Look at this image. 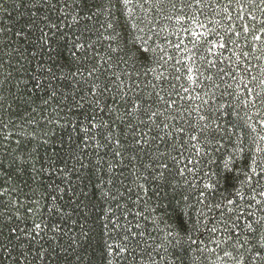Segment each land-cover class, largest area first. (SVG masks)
Returning a JSON list of instances; mask_svg holds the SVG:
<instances>
[{"label":"snow or ice","instance_id":"obj_1","mask_svg":"<svg viewBox=\"0 0 264 264\" xmlns=\"http://www.w3.org/2000/svg\"><path fill=\"white\" fill-rule=\"evenodd\" d=\"M233 2H235L236 8L239 9L236 18L241 21L245 19L249 21L240 25L241 31H235V25L226 27V32L232 33L236 39H232L231 37L225 39L216 28H206L204 23L196 19L197 16L204 14L205 9L215 7L225 14V20L231 24L233 20L231 15ZM221 3L222 0L220 3L217 0H103L102 3L100 0H62L59 9L50 3V0H33L31 4V7L37 11L43 8H49L53 11L65 13L64 19L57 17L58 23H49L48 26L51 29L62 26L64 20L67 19V11L74 9L76 12L72 16L74 23H79L82 18L81 13L86 16L87 20H92L93 17L99 15H106L109 19L106 24H101V28L105 31L112 30L115 33V35L104 37V39L109 41L117 42L116 48H113L111 43L108 45L110 52L116 54L115 62L113 61L112 55H108L105 58L100 57L99 53H95L93 57H89L86 46L80 43L79 37H76L72 48L85 49V52L83 58H80L77 56L76 51H72L71 55L77 61V64L75 70L69 69L67 73L63 72L65 65L59 63L60 52L51 46L52 41L47 38V34L43 33L42 29V35L40 37V40L43 41L41 49L44 47L48 48L46 59L52 62L51 66L47 67V72L51 79H59L66 82V87H71L73 82H75L76 88L81 92L79 99H77L76 91H73L71 94V99L75 101L74 106L79 110L77 116L82 117V120L74 125L73 130L84 134L80 138L84 148L88 147V141H93L95 142L97 150L104 149L103 155L97 151L95 161H89L87 164L79 163L77 169V171L82 169L87 170L83 174V179L89 183L95 177L98 182L93 183L92 186L94 190L100 191L101 197L113 201L117 200V196L119 195L118 188L116 189L117 195H113L111 190H104L100 187L102 184L115 186L117 177L110 176L105 180L102 175L97 174L112 173L115 168L122 166L118 173L122 177L123 169L128 167V165L123 163L125 160L131 165L133 170L132 174L137 179L142 178L147 182L149 177H151L153 182L159 181L160 184L168 186L170 183L168 176L171 175V170L169 165L162 159L165 153L159 152L158 150L149 153L145 151L144 146L150 145L151 141L157 138L160 142H165L166 138L175 139L173 129L177 136H182L185 133V128L176 127L178 121H183L185 124L191 122V134L188 136V142H195L191 145L192 148L195 150L197 156L203 155L208 157L207 163L209 165L217 163L214 157L225 148V140L231 145V151L227 157L220 161L223 171L222 177L218 172L206 173L205 175L209 178L203 184L202 190L199 191L197 198V204L204 205V207L208 208L209 212L212 208L219 210L218 215L220 219L210 229V233L212 236H215L222 229V237L210 241L215 244L214 248L209 249L207 246L192 248V245H203L204 243L202 240L193 241L190 235L192 231L199 229L201 223L200 218L202 216L207 219L205 213L200 208H197L195 218L189 216L187 221H182L179 225L173 226L172 230L165 234L161 244L157 246L164 250L165 256L162 259L165 260V264H167L166 257L169 255L175 257L178 264H185L186 258H190L192 264H201L202 258L206 261L208 256L211 255H215L214 264H264V118L251 122L252 116L246 114L247 127L255 133V137L250 138V144H245L242 135L237 136L235 141H233L229 132L235 131L240 125L234 121H230L228 122L229 127L226 124L218 122L231 114V105L225 103L217 105L212 103V101L217 100L215 90L220 85L213 82L212 75L204 76V72L201 71L202 65L199 63L200 61L206 60V56L200 53L199 50L202 39L204 44L209 45L206 48V52L212 53L214 49L228 50L229 43L239 48L240 44L238 40L243 36L244 43L250 46V51L241 49L239 54L233 52V55L236 57L233 71L240 72V64H244V72H250L254 67H259L258 65H253L251 60L253 59L252 54L257 52L260 55L254 57L256 60L259 61L264 58V0H227V3L223 4L222 7ZM146 5L148 7H145ZM16 6L19 7L20 4ZM137 8L143 12L141 23L146 22V27L149 24L152 26L149 28V32L152 35H149L147 39L139 36L131 37L133 46L141 53H148L150 51L149 47L144 46L147 44V40H151L153 36H159V32L154 31L156 24L153 23V18L149 16L150 12H155L156 17H160L165 8H169L173 13L184 14H177L175 16L169 14L163 17L164 19L172 20L174 18L177 23L190 20L195 25L194 28L181 27L178 32L173 33L177 35L184 33L191 37L189 41L192 44L191 49L182 47L183 39L179 43L172 44L171 41H167V43L170 47L186 53V56L182 59L185 61L183 67L186 69L185 79L189 87H184L181 84L180 88L184 95H181L180 92H175V95L179 100L185 102L199 101V103H192L189 104L188 108L181 109L177 105L176 100L171 99L176 85L172 84L170 82L171 78L167 77L163 72L155 75V80L160 82L159 91L156 90L157 84H151L152 92L141 96V86L138 83L140 74L136 73L134 78L132 73L127 72L124 68H120L121 63L125 65L128 63L127 60L119 55V53L124 51V47L127 46L128 41L117 40L119 33L116 32L117 25L113 21L120 20V16L116 15V12L119 11L127 21L126 30L131 35V31L137 30L138 28L136 19H133L136 15ZM4 11H7V9H4ZM189 12L191 15L187 14ZM257 12L259 16H257ZM32 15L35 16L36 13L33 12ZM42 19L47 21L49 17L44 16ZM215 23L221 25L220 21H216ZM197 29H203V31H198ZM85 30H89L86 25ZM8 31H11V29L0 27V33H6ZM139 31H144V29H139ZM213 34L215 38L208 40L207 37ZM15 35L20 36L21 32L17 31ZM249 36H251L250 41L248 40ZM121 44L124 47H121ZM9 47V44L4 45L5 49ZM88 47H91V45ZM157 50L162 53L159 55L157 63L162 61L163 64L167 65L169 61L173 60V57L165 52L159 44L156 45V48L151 49L153 53L157 52ZM5 55L9 57L8 61L3 60ZM31 55L35 58L37 53L33 51ZM241 56L244 58L243 60ZM20 58V54H17V63H19ZM96 58H99L108 65V77L103 84L96 83L100 79V75H104L101 72L100 64L91 62ZM11 60L12 54L0 49V69L5 67V63H7L9 68H12ZM84 62H88L87 67ZM181 63L182 61H176L177 65ZM207 65L208 69L206 70H210L216 67V62L214 60H207ZM38 67L43 68L44 65L41 64ZM21 69L28 71L23 65L20 68H13V71L19 72ZM260 71L264 74V68L260 69ZM57 72L60 73L59 76H57ZM149 72L156 73V69L148 68L144 75L147 76ZM176 72L180 73L181 68L176 67ZM217 75L220 76L222 81L225 76H230L234 81L236 80L232 72H226L223 68L218 70ZM78 77H84V79H77ZM11 78L12 72H8L0 80V215L12 209L18 212L19 207H23L19 200L11 198L19 190L16 181L26 185V181L23 179L24 176L31 172L33 177H35L37 173L33 156L36 149L29 148L28 144L25 143V139L28 137L31 140L38 139L36 132H25L24 124L18 126L20 129L19 132L12 130L17 127L14 124L13 104H16V107L19 108L20 105L16 102L21 100L22 97H13L11 95V89L6 88ZM125 78L129 81L128 83L125 82ZM201 78L209 83L204 84ZM32 79L35 80L36 77L32 76ZM174 79L180 81L181 76L177 75ZM257 80L258 77L256 75H251L250 79L245 81L244 76L241 75L240 83L243 84V88L241 89L239 83L236 85V88L238 93L246 92V97L241 103L245 107L250 104L256 114L259 115L261 110L264 109V79H259L258 84H255ZM165 81L169 82V88L172 91L164 88ZM81 84H87V89L80 88ZM40 86V83L35 85L36 88ZM49 87L51 88L52 86L49 85ZM232 87V84H228L227 88L220 93V98L225 96L232 97L233 93L228 91ZM190 88L192 90L199 88L200 91L193 96L190 93ZM85 91L87 93L86 95L84 94ZM200 92H203V96L200 95ZM57 95V91L52 89L48 99L42 101L45 108L50 100L57 98ZM153 96L155 99H153ZM62 98L67 101L69 96L64 95ZM233 98L239 99V95L237 94ZM23 102L25 104L28 103L27 100ZM85 105H87V110L85 109ZM113 105L122 106L123 112L121 113L120 107H113ZM154 105L156 106L155 108ZM161 105L163 107H160ZM105 109L108 110L109 118L105 119L103 115L98 118L97 113H104ZM169 109H174V113L169 112ZM35 111L36 109L33 108L32 112L25 113L28 117L24 122L25 124L39 126L38 121L32 114ZM113 116L115 117L114 119ZM141 117H144V119H141ZM41 120L47 124L53 123L47 116H41ZM134 121L136 122L135 124L133 123ZM258 126L260 131L257 130ZM143 127H147L148 131H143ZM125 128L132 137L131 143L122 142L119 138V132ZM153 129L158 130L157 135L150 137L149 133ZM14 137L18 138L14 139ZM71 139L72 137L69 136V140ZM125 140H127V136ZM42 142L47 143L48 141L43 140ZM13 143L15 147H11ZM76 147L79 148L80 144H77ZM171 147L173 150L177 148L181 149L179 155L183 156L182 149L184 144L182 142L177 141ZM110 149L112 161L118 160L119 165L105 161L104 156L109 154ZM141 153L144 155L142 156ZM145 156L147 157V162H144ZM244 157H247V165L243 168H237V159ZM170 158L173 161L176 160L174 156H170ZM72 159L83 161L84 155L82 153L73 155ZM187 163L193 165V167L186 165L184 168L178 170V175L184 176L186 171L194 174L199 172L198 167H196L200 163L199 159L193 161L189 158ZM103 164H106L107 167H102L101 165ZM138 169H143V172L139 175H137L136 171ZM144 173H148V175H144ZM241 176L243 179H240ZM211 177L218 178L213 180ZM221 178L226 185L231 183V192L228 196L223 197V203L210 205L206 203L208 195L214 196L216 194L220 187ZM77 179H81V177L78 176ZM120 183H123V180ZM185 183L187 184L188 181L185 180ZM137 186L143 192H148L144 184ZM157 186L160 187L159 184ZM177 187V184H171L173 193L176 192ZM155 194L157 196L168 195L167 192H164L163 188H160V191ZM83 195L85 198H88L89 193L84 192ZM183 199L187 201L189 197L184 195ZM34 203L38 205L39 202L34 201ZM117 206L119 207V205ZM189 207L192 206L189 205ZM33 211L31 207L27 209L29 213ZM108 211L111 212L112 209L109 208ZM258 213L260 214L258 215ZM7 218L11 219V216ZM102 219L106 221L102 225L105 239L102 244L97 246L100 249L98 261L94 259L97 255L95 249L89 254L88 249L93 248L92 244L88 243L87 247L85 246V243L90 241V233L92 232L91 227L87 226V218L85 217V224L81 226L79 238L74 236L69 245L61 249L64 253L63 260L65 264H86V262L87 264H114L115 261H119L120 264H137L136 247H139V242L136 240V237L143 236L144 233L131 232L126 225H122L119 222L118 218L102 217ZM34 227L37 230V234H39L41 225L35 224ZM136 227L139 228L140 225L137 224ZM56 230L60 231L58 226H56ZM11 231L15 232L16 229H12ZM0 247H3L4 251L8 252L7 247L3 245H0ZM193 252H197L199 255H192ZM40 255L41 257L44 255L43 249H41ZM142 259L143 254L141 253V264Z\"/></svg>","mask_w":264,"mask_h":264},{"label":"trees","instance_id":"obj_2","mask_svg":"<svg viewBox=\"0 0 264 264\" xmlns=\"http://www.w3.org/2000/svg\"><path fill=\"white\" fill-rule=\"evenodd\" d=\"M102 3L103 0H100ZM218 3L221 0H217ZM33 0H0V27L11 29L6 33H0V49L12 54L11 63L12 68L7 66L0 69V80L7 75L8 72H12V78L10 83L6 85V88L11 89V95L13 97H22L16 103L20 105L19 108L16 104H13V115L15 116L14 124L17 127L12 130L19 132V125L24 124L25 132H36L38 139L31 140L30 137L25 139V143L28 144L29 148H35L36 151L33 153L34 163L37 169L35 177L31 172L24 176L25 184H21L16 181L18 186V192L12 196V199L19 200L23 207H19L18 212L12 209L9 212L0 215V245L7 247L8 252L4 251L3 247H0V264H65L63 260L64 253L61 251L62 248L67 247L71 242V239L75 236L79 238V233L81 231V226L85 224V217L87 218V226H90L92 232L90 233V241L85 243L87 247L88 243H91L93 248L88 249L89 254L92 253L93 249L96 250L97 255L94 257L98 261V253L100 249L97 247L102 244L105 236L103 234L102 225L106 218H118L122 225H126L131 232H143V236H137L136 240L139 242V247H136V257L137 264H141V253L143 254L142 264H165V260L162 257L165 256L163 248H158L157 246L161 244L164 240L166 233L172 230L173 226L179 225L182 221H187L189 216L195 218L196 209L200 208L207 219L203 216L200 218L201 223L197 231H192L190 233L193 241L202 240L203 245H192L195 249L198 246L211 249L215 247V244L210 242L211 240L219 239L223 235V230L221 229L215 236H212L210 229L219 221L220 217L218 215L219 210L212 208L209 212L208 208L204 205L197 204V198L199 191L202 190L203 184L207 182L208 178L205 174L210 172H218L223 175L222 164L220 161L225 159L229 152L231 151V145L225 140V148L221 150V153L216 154L214 157L217 163L209 165L207 163L208 157L197 156L195 150L192 148V144L195 142H188V136L191 134L190 123L185 124L183 121H178L176 127H184L185 133L182 136H177L175 130L173 129V138H166L165 142H160L157 138L151 141L150 145H145L146 152L159 151L165 153L162 157L164 162L169 165L171 170V175L168 176L169 185L165 186L160 184L159 181L153 182L151 177L146 182L144 179H137L136 176L132 174L131 165L125 160L123 163L128 165L127 168L123 169V176L120 177L118 173L122 166H119L113 170L112 173L100 174L103 179H108L110 176H116L117 182L115 186L102 184L100 187L104 190H111L113 195H117L116 189H119V195L117 200L104 199L100 195L99 190H94L92 184L98 181L93 178V181L89 183L87 180L83 179V174L87 171L82 169L77 171L79 163L87 164L89 161H95L97 156V151L100 154H104V149L97 150L95 147V142L88 141V147L84 148L81 143V137L84 135L78 131H74V125L82 120V117H78V109L75 108V101L71 99V94L76 91L77 99L81 92L76 88L75 82L71 87H66L64 81L62 80H52L49 73L47 72V67L51 66L52 62L46 59V54L48 51L47 47L41 49L43 41L40 40L43 33L47 34V38L52 41V47L60 52L59 63L65 65L63 72H69V69L75 70L77 61L73 59L71 53L76 51L77 56L83 58L85 49H73L72 45L76 41V37L80 38V43L86 46V51L89 57H93L95 53H99L100 57H107L108 55L113 56V61L116 60V54L111 53L108 49V45L111 43L113 48L117 47L116 41H109L104 39V37L109 35H115L112 30L105 31L101 28V24H106L109 17L106 15H99L93 17L92 20H87L86 16L81 13V19L79 23H74L72 16L76 14L74 9H69L67 11V19L64 20L62 26H58L56 29H51L48 25L49 23H58L57 17L64 19L65 13L59 11H53L49 8H43L37 11L35 8L31 7ZM50 3L54 4L57 9L61 6L62 0H50ZM227 0H222L221 7L226 4ZM20 4L19 7L16 5ZM145 7H148L146 5ZM7 9V11H4ZM187 11V10H186ZM35 12L36 15L33 16L32 13ZM239 9L236 8L235 2L232 4L231 15L233 20L231 24L225 20V14L215 7L211 9H205L203 15H199L196 19L200 20L205 24L206 28H216L220 35L224 36L225 39L231 37L236 39L232 33L226 32V27L235 25V31H241L240 25L247 21H241L237 19V13ZM177 15L184 13H173L169 8H165L164 12L161 13L160 17H156L155 12H150L149 16L153 18V23L156 24V29L154 31L159 32V36H153L151 40H147L145 47H149L150 51L148 53H141L133 46L131 42L132 36H139L147 39L149 35V28L152 26L149 24L146 27V22L141 23L143 19V12L137 8L136 15L133 19H136L138 28L137 30L129 31L126 30L127 21L124 19L123 15L119 11L116 12L117 16H120L119 21H113L117 27L116 32L119 33L117 40L128 41L127 46L124 47V51L119 53L125 60L128 61L127 65L121 63L120 68L126 69L127 72L132 73L135 78L136 73H139L138 83L140 84L141 96L152 92L151 84H157V91H159L160 82L155 80V75L163 72L167 77H170V82L176 85L175 90L171 99L176 100L177 105L181 108H188L189 104L199 103L195 102H185L179 100L175 95V92H180L181 95L184 93L181 91L180 85L184 87H189L188 82L185 79L186 69L183 67V57L186 53L183 51H178L170 47L167 41H171L172 44L179 43L183 39L182 47L192 48V44L189 42L191 37L184 33L173 34L178 32L181 27L194 28L195 25L191 23L190 20H184L180 23L173 18L172 20L164 19L163 17L167 15ZM191 15V13H187ZM259 16V13H256ZM48 16L49 20H44L42 17ZM206 17V18H205ZM220 21L221 25H217L215 22ZM85 25L87 29L85 30ZM139 29H144V31H139ZM198 31H203V29H197ZM17 31L21 32L20 36H16ZM214 34L207 37L208 40L214 39ZM251 40V36L248 37ZM240 47L237 48L233 44H228V50L214 49L212 53H207L206 48L209 45L203 43V39L199 46L200 53L206 56V60L200 61L201 71L204 72V76L212 75L213 82L219 84L220 87L215 90L217 100L212 101L213 104H230V115L225 117L223 120L218 121L219 123L228 125V122L234 121L240 125L235 131H230L229 135L232 140L235 141L237 136H243L245 144H250V138L255 137V133L247 127L246 114L252 116V121L255 122L258 119L264 118V109L261 110L260 114L257 115L255 110L249 104L247 107L244 106L241 101L246 97V92H239L236 85L239 83L241 89L243 84L240 83V76L243 75L245 81L250 79L251 75H256L258 80L255 84H258L259 79H264V74L261 73L260 69L264 68V58L261 60H256L254 57L260 55L259 52L253 53V59L251 63L253 65H258L259 67H254L250 72H244V64H240V72L233 71V66L236 63V57L233 52L237 54L240 50L250 51V46L244 43V38L241 36L238 40ZM9 44L10 47L5 49L4 45ZM159 44L165 52L173 57V60L169 61L167 65L163 64L162 61L157 63L159 55L162 53L157 50L153 53L151 49L156 48ZM91 45V47H88ZM35 51L37 56L32 57V52ZM17 54H20L19 63H17ZM9 57L5 55L3 57L4 61H8ZM241 59L244 58L241 56ZM207 60H214L216 62V67L208 69ZM29 61H31L29 63ZM176 61H182L181 64L177 65ZM92 63H99L101 72L104 75H100V79L96 81L97 84H103L106 82L108 77L109 69L108 65L104 61L96 58L91 61ZM43 64L44 67L40 68L39 65ZM85 66H88V62H84ZM23 65L28 71L21 69L19 72L13 71V68H20ZM176 67L181 68V72H176ZM148 68H155L156 73L149 72L147 76L144 75ZM223 68L226 72H232V75L236 77L234 81L230 76H225L223 81L220 76L217 75L218 70ZM54 71H56L54 69ZM119 71V69H117ZM60 73L57 72V76ZM180 75V81L174 79L175 76ZM32 76L36 79L33 80ZM77 79L83 80L84 77H78ZM203 80V78H201ZM125 82L129 81L125 78ZM151 82V83H150ZM40 83V87L36 88L35 85ZM204 84L209 82L203 80ZM228 84H232L233 87L228 89V91L233 93L232 97L225 96L220 98V93L225 90ZM49 85L52 87L50 88ZM147 86V87H145ZM164 88L168 91H172L169 88V82L165 81ZM254 86V85H252ZM87 84H81L80 88L87 89ZM52 89H55L58 93L57 98L50 100L49 104L45 108L42 101L48 99L49 93ZM207 90V89H205ZM200 89L196 88L192 90L190 88L191 95L195 96ZM7 94V93H6ZM87 94L86 91L84 93ZM164 94V93H162ZM239 95V99L233 97ZM67 95L69 99L67 101L63 100L62 96ZM203 96V92H200ZM168 99L167 96H165ZM153 99L155 97L153 96ZM27 100L28 103L25 104L23 101ZM11 102V101H9ZM113 107H120L121 113L123 112V107L119 105H113ZM156 106L154 105V108ZM160 107H163L161 105ZM35 108L36 111L33 114L38 121L39 126L27 125L25 120L28 117L25 115L26 112H32ZM87 110V105H85ZM169 112L174 113V109H169ZM101 115L105 119L109 118L108 110L105 109L104 113H97L99 118ZM41 116H47L53 121L51 124H47L41 120ZM115 117L113 116V119ZM144 119V117H141ZM58 121V123H57ZM136 123L135 121L133 122ZM143 131L147 132V127H143ZM257 130L260 131L259 126ZM158 130L153 129L149 136H156ZM47 133V135H45ZM162 134V133H161ZM91 135V134H90ZM69 136L72 137L69 140ZM127 136V140L125 137ZM18 138V137H14ZM119 138L122 142L131 143V135L125 128L119 132ZM219 138V136H218ZM43 140H47V143H43ZM177 141L182 142L184 147L182 149L183 156L179 155L181 149L177 148L173 150L171 145ZM80 144L77 148L76 145ZM11 147H15L13 143ZM109 154L104 156L105 161L112 162L119 165V161H112V157ZM83 154V161H76L72 159L73 155ZM176 157L173 161L170 156ZM143 156L144 154L141 153ZM191 158L193 161L197 159L200 160L198 167L199 172L194 174L192 172H185L184 176L178 175V170L184 168L186 165L188 167H193V165L188 164V159ZM144 162H147V157H144ZM247 157L237 159L236 167L243 168L247 165ZM102 167L106 168L107 165L103 164ZM137 175L143 172V169H138ZM148 175V173H144ZM167 175V174H166ZM80 176L81 179H77ZM218 177H211L215 180ZM240 179H243L241 176ZM123 180V183L120 181ZM185 180L188 183H185ZM235 182V181H232ZM144 184L148 192H143L137 185ZM160 185L158 187L157 185ZM171 184H177V190L173 193ZM163 188L164 192L168 195L157 196L155 193ZM131 189V191H129ZM84 192L89 193L88 198L83 195ZM231 192V183L225 184L223 179H220V187L214 196L208 195L206 203L214 205L216 203H223V197L228 196ZM187 195L189 199L185 201L183 196ZM38 201V205L34 203ZM119 205V207L117 206ZM191 205L192 207H189ZM33 208V212H27V209ZM111 208L112 211L109 212L108 209ZM187 213V215H185ZM260 213H258L259 215ZM11 216V219L7 217ZM40 224L41 229L39 234L34 225ZM140 225L139 228L136 225ZM56 226L59 227L60 231L56 230ZM111 227V225H109ZM12 229H16L12 232ZM203 233V235H201ZM135 246V244H134ZM44 250V255L41 257L40 251ZM171 251V249H169ZM10 253V256H9ZM159 253V255H157ZM192 255H199L197 252H193ZM207 255V253H205ZM167 264H178L175 257L169 255L166 257ZM215 255L208 256L205 261L201 259V264H214ZM87 264V262H86ZM114 264H120L119 261H115ZM185 264H192L190 258L185 259Z\"/></svg>","mask_w":264,"mask_h":264}]
</instances>
